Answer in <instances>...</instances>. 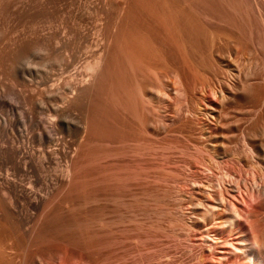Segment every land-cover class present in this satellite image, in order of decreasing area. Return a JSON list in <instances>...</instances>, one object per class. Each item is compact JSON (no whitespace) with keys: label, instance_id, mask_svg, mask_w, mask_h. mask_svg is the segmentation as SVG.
Masks as SVG:
<instances>
[{"label":"rangeland","instance_id":"obj_1","mask_svg":"<svg viewBox=\"0 0 264 264\" xmlns=\"http://www.w3.org/2000/svg\"><path fill=\"white\" fill-rule=\"evenodd\" d=\"M179 1L0 0V116L24 111L38 168L15 177L0 159V264H264V0H205L198 76L139 57L151 84L139 118L119 103L128 40L154 13L182 14ZM52 106L80 133L59 126L40 146L33 122L49 128ZM39 150L69 176L53 186L54 158ZM5 175L53 189L36 210ZM56 201L69 247L37 233Z\"/></svg>","mask_w":264,"mask_h":264},{"label":"bare ground","instance_id":"obj_2","mask_svg":"<svg viewBox=\"0 0 264 264\" xmlns=\"http://www.w3.org/2000/svg\"><path fill=\"white\" fill-rule=\"evenodd\" d=\"M184 1L185 0H183V2ZM188 1H185L186 3L185 2L184 3L186 6L182 7V8L186 7L187 9L185 8L186 10H182V11L180 10L182 14L180 13L179 10H178L179 12L177 11V13H180L182 16L181 21H179L180 24L178 23L179 25L175 23L176 21H178L177 19H179L180 17V14L179 15L177 14V16L179 17L176 18L177 17L175 16L176 11L175 13L174 11L171 12V10L169 9L164 11L167 13V15H164L163 17L164 18H166L165 16L169 17L166 20L162 19L161 16L159 17V13L155 17L157 13L156 14L154 13V16L152 17L154 21L152 20L153 21L152 22L150 20L152 23L148 24L147 26L145 25L146 27L141 26L142 28L139 29L140 32L138 30L139 33H137V35L133 36L132 38L128 40L126 49L123 50L124 55L122 56V60L120 61L119 71H117L116 88L120 94V99H119L120 106H122V109L128 111L134 117L136 116L139 118L138 105L140 106V104H139V97L137 93L138 90L141 89L144 92H146L149 89V87H151V84L146 80H141L138 74L142 67L140 62L146 63L143 61L145 58L148 59L149 61L158 60L157 62H159L161 59L163 61L162 66L164 67L165 65H167L166 67H170V65L174 66V68L176 67L175 69L180 70L181 73L189 69V71H192L193 74L198 76L197 73L199 71L198 70L199 68L197 67L199 66V57L201 56L200 55L201 54L200 53L201 52V48H200L201 40H199L198 35L200 34L203 35L204 23H203L202 17H203L204 12L206 15V10L209 13L210 10L208 9H211V7L208 6V3L203 4V2L205 3V0H188ZM159 2L156 3V5L157 4L163 5V2H161V4ZM180 2L182 1L180 0L179 3ZM208 2L211 3L210 0H208ZM204 5H207L208 7L206 6V8L208 9L204 8ZM161 7L164 8L163 6ZM156 9L155 10L158 11L160 8L158 9L157 7ZM161 12L164 14L163 11ZM173 13L175 15H173ZM174 20L175 22L172 23ZM188 27H189V30H187ZM186 30L190 33L189 35H191V38L188 35V32L186 34ZM184 33L186 34V36ZM229 33L233 34L234 32L233 33L229 32ZM229 33H226V34H229ZM213 34L218 36V34H216L215 32L214 33L212 32V35ZM226 34L224 36H228ZM194 35L196 37H194ZM185 38L188 39L190 44L187 42V39ZM139 57H141L142 59L144 58V59L142 60L140 58L142 61H139L138 60ZM155 61H152L153 64L156 63ZM95 64L96 65L92 67L94 70L92 71L93 73L97 72L96 69L100 65L99 62ZM149 64H146V65L147 66L153 65V64H150V65ZM159 64L161 65L160 62ZM186 73L187 71L183 74H186ZM17 76L19 78L24 79V71H17ZM196 76L193 75V77H196ZM56 110L57 108L54 106L48 108V111H49L48 116L52 122V125H50L49 128L44 127L43 123L40 120L37 121L36 123L33 122V124L37 126L38 130H40L37 132L38 133L37 139L39 141L40 146H43L46 142H51L53 140L56 129L59 128V126L64 132H67V133L74 131L73 130V126H74V128H76L75 134L79 135L80 133L79 122H75V120H73L69 116H62L61 118H59L56 113L57 112ZM109 112H110V109H108L107 113L109 114ZM23 133H24V111H23L22 118H19V119L15 117L4 118L0 116V159L3 162H6V163L8 162L13 166L12 168L14 172L13 175L15 177L17 175H24V170H27V168H31V169L35 168V171L38 169L34 163L33 152H31L30 154H26L25 152L24 154V134ZM17 137H19V139L22 138V140L19 141ZM73 143H75V141ZM39 152L42 155V157H48L51 159L54 158V163L56 164L58 174H57L55 181L52 182L53 186H55L56 182H58L59 180H64L69 176L70 168L68 166L67 161L65 163H61L60 159H58L59 157H56L55 155H53V153L51 154L49 152H45L41 150H39ZM36 175L39 176V174H36ZM3 179L7 182V184H10L9 190L12 192L17 202L20 199L22 200L26 199L27 200L26 204H29V206H33L30 208H34L36 210L39 207L40 203L43 202L42 200L47 198L53 189V187L51 188V185L50 187L49 185H46L47 181H45L46 186L44 190L43 189L35 190L33 188L34 186H32L31 181L30 183H28V184H31L29 186H26L24 184L23 182L24 178L22 180L20 177L21 180L19 181L18 177L14 179V178H11L10 175H5V178ZM60 203L61 201L54 202L53 205H51V208L48 211H46L47 214H44L45 215L44 220H42L37 233H53V240L62 239L63 241H66L64 242V244L68 246L69 244H71V237L70 235L66 234V233H70L69 231H67V228H66L67 227L66 225H68L66 223L68 221L65 222V220L62 219L63 216L62 217L59 216L57 212L60 207L59 206ZM34 211L35 210H33V212ZM33 212L31 214H35V212L34 213ZM19 215L21 216H19L18 220L24 230V215L22 214H19ZM28 228H26L25 226V231L28 230ZM65 238L67 240H65ZM254 243L256 245V249L260 251L259 250L260 243L258 241H255ZM260 255L262 254L260 253Z\"/></svg>","mask_w":264,"mask_h":264}]
</instances>
